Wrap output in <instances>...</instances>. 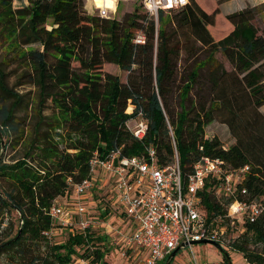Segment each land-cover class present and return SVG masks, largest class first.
Here are the masks:
<instances>
[{
  "label": "trees",
  "instance_id": "1",
  "mask_svg": "<svg viewBox=\"0 0 264 264\" xmlns=\"http://www.w3.org/2000/svg\"><path fill=\"white\" fill-rule=\"evenodd\" d=\"M84 5L83 0H0V44L6 52L0 59V134L5 138L13 132V145L23 148L11 162L0 157V209L14 211L18 219L14 231L0 238V254L8 255V264H21L12 253H23L24 242L49 240L52 234L43 232L50 228H66V238L48 244L47 253L32 257V263L72 264L83 257L104 264L109 244L102 227L70 231L53 222L47 209L89 176L93 152L102 158L118 149L132 156L153 145L159 161L167 163L172 153L167 125L182 176L200 155L218 157L231 168L248 166L239 185L246 193L238 197L264 195V111L258 109L264 104V36L252 23L264 0L225 14L215 0H187L171 19L179 37L165 29L170 20H162V11L155 24L147 12L133 11L118 20L89 13ZM216 15L226 26L214 37ZM137 35L141 42L134 40ZM180 51L185 53L183 68L189 66L177 78ZM104 63L125 71V79L104 71ZM8 65L19 69L14 85L26 83L36 90L26 100L36 105L32 124L15 115L23 97L7 86ZM127 103L132 105L129 113L124 111ZM138 112L146 122L140 140L126 126ZM212 121L227 126L234 138L228 147L216 136L204 135ZM103 189L95 185L84 204L87 209L92 204L91 218L107 221L112 209ZM213 191L215 182L206 181L199 192L206 223L217 222L214 218L222 216L230 200L220 192L224 199L217 202ZM251 239L264 246V212L245 222L243 233L230 243L248 264H264V250L247 249Z\"/></svg>",
  "mask_w": 264,
  "mask_h": 264
},
{
  "label": "built area",
  "instance_id": "2",
  "mask_svg": "<svg viewBox=\"0 0 264 264\" xmlns=\"http://www.w3.org/2000/svg\"><path fill=\"white\" fill-rule=\"evenodd\" d=\"M139 2L152 16L155 24L159 11L170 12L185 5L177 4L173 0V6L169 7V0H159L158 4L156 0H148L152 4L149 8L146 0ZM95 9L102 17H109L108 13L112 10L102 6ZM141 38V35H137L134 40L141 42ZM130 122L133 124L130 125ZM126 126L134 138L142 139L146 122L140 112L129 118ZM167 128L172 147L167 163L162 164L159 161L153 145H144L139 154L132 156L121 155L118 149L109 151L102 158L93 152L89 159V176L73 183L72 211L53 200L47 209L50 219L60 227H68L70 231L77 229L83 233L86 229L100 226L108 236L112 232L121 234L120 255L123 256V264H163L167 255L180 243L190 246V240L208 239L221 245L217 231L218 221L225 219L231 225L238 222L244 226L245 222L254 221L264 212V207L255 199L238 197L246 193L245 188L239 185L248 171L247 165L231 168L218 157L200 155L185 176H182L171 127L167 125ZM206 181L215 182L216 191L230 197L222 216L214 218L217 221L215 223H206L202 212L199 192ZM95 185L105 188L103 190L107 191L106 196L109 197L111 205L120 207L119 212L131 222L132 230L123 234L122 231L112 228L110 222L91 218L84 199ZM72 212L77 216L75 221L71 219ZM53 229L50 228L43 234L49 236ZM88 263L83 257H77L72 262ZM187 264L217 263L198 262L192 255Z\"/></svg>",
  "mask_w": 264,
  "mask_h": 264
},
{
  "label": "rangeland",
  "instance_id": "3",
  "mask_svg": "<svg viewBox=\"0 0 264 264\" xmlns=\"http://www.w3.org/2000/svg\"><path fill=\"white\" fill-rule=\"evenodd\" d=\"M210 1V0H209ZM218 6V9L222 13H229L232 11H235L237 9H240L244 6H249V3L258 1V0H215ZM84 2V9L85 11L89 13H94L96 12V3L94 0H83ZM207 2V1H205ZM96 5H94V4ZM13 5H19V2L13 1ZM98 7V6H97ZM135 11L136 13L142 15L146 11L143 9V7L139 4L138 0H117V3L115 5V11L111 10L108 14L109 16L114 17L115 19L120 20L125 14L131 13ZM177 11H170V12H163L162 13V20L166 22V20H170L165 25V29L167 31H170L171 33H174L175 36L179 37V29L175 27L173 22L171 21L173 15ZM149 15V14H148ZM158 22H156L157 24ZM253 25L257 28V30L264 36V7L260 9L257 13L254 14V17L252 19ZM226 24L223 22L222 16L221 15H216L215 16V25L211 27L212 35L214 37L217 36L216 31L217 30H223L225 28ZM177 31V32H176ZM176 32V33H175ZM136 38V36H135ZM29 47H38L36 44H30L28 45ZM5 47L1 46L0 44V59H2L5 55ZM215 56L223 63V65L226 68H230V64L222 56L220 53H216ZM185 57V53L183 51H180L179 53V61L177 65V78L181 75L184 74L182 71H187L188 65L186 68H183V63L182 59ZM102 69L106 72L113 73L117 75L120 79V81H123L125 79L126 72L123 70H120L116 65L112 63H104L102 65ZM4 72L6 75V81H7V86L11 87L13 90L18 91L19 93L22 94V101L20 102L19 106L15 109V115L17 117L22 118L23 124H32V108L36 107L33 102L27 103L26 100H29L31 95H36V90L24 83L22 85H14V80H15V75L19 72V69H15L13 65H8L4 67ZM178 81V79H177ZM174 100H177V91L174 90ZM191 97V92L188 93V99ZM132 105L130 103H127L125 107V112L129 113L131 110ZM178 107L175 106V109ZM261 112L264 111V104L261 105L258 108ZM42 112L46 113L48 112L47 110H43ZM249 113V111H247ZM246 117L249 116L245 115ZM258 122H261L258 119ZM130 125L133 123L130 122ZM204 135L206 137H211V136H216L223 147H228L230 144L233 143L234 138L231 136L229 133V130L227 126L223 123L220 122H215L212 121L208 125L205 126L204 128ZM15 138V135L13 132H10L8 137H2L3 139V150L1 157L5 162H11L15 158H18L21 156L23 148L21 143H16L13 145V140ZM245 138V136H243ZM8 142V143H7ZM6 143V145H5ZM259 169L262 170V166L258 165ZM264 171V170H263ZM109 178V176H108ZM213 196L214 199L218 202H222L224 197L221 195L220 191H213ZM257 202L264 207V195L257 196L255 199ZM56 202H59L62 204L64 207L68 208V211H72L70 208L73 203V193H69L68 197H57L55 199ZM86 206V205H85ZM88 210L91 212L93 209L92 204H88ZM112 211L109 212V215L107 218V222L110 221V226L114 228L115 230L122 231L121 233L126 234L128 230L131 229L132 224L128 219H125V217L120 214L119 209L120 207H116L115 205H110ZM67 211V212H68ZM77 216L72 212L71 219L75 221ZM17 216L14 211L7 210L5 208L0 209V238H2L3 233L6 231H14V228L17 226ZM54 222V221H53ZM244 226L241 224H238V222H235L233 225L229 224L225 219L222 221L217 222V231H218V238L219 241L221 242V247L222 249L226 252L228 255L230 264H247V261L241 256V254L237 251H234L230 248V243L239 238L240 235L243 233ZM68 230L66 228L60 229H53L52 235L47 239V241L41 240L39 242H33V241H26V248L23 250V253L21 254H15V259L14 261L17 263L21 264H34L31 262L32 257H38L42 256L47 253V245L52 244V243H58L63 241L66 238ZM110 236H107V243L109 244V249L106 251L103 257L104 264H123V256H121V245H122V235L121 234H116L114 232L109 234ZM250 234H247L246 237L248 238ZM101 245V244H100ZM192 249V253L190 252V249ZM247 249L251 251H263L264 246L256 240H248L247 243ZM192 255L198 262L202 261H208V262H214L217 264H223L222 261V254L212 245L208 243H193L183 247L178 248L174 255L171 257L170 261L168 264H187L191 261ZM13 261V262H14ZM164 261V260H163ZM9 263V257L7 254L1 253L0 254V264H8ZM163 263V262H162ZM89 264V263H88Z\"/></svg>",
  "mask_w": 264,
  "mask_h": 264
},
{
  "label": "water",
  "instance_id": "4",
  "mask_svg": "<svg viewBox=\"0 0 264 264\" xmlns=\"http://www.w3.org/2000/svg\"><path fill=\"white\" fill-rule=\"evenodd\" d=\"M3 144H4V143H3V139H2V136H1V134H0V157H1V154H2V150H3ZM0 195H1V194H0ZM5 202L8 203L7 200H5ZM188 243H189V244H193V243H208V244L214 246V247H215V248H216V249L222 254V256H223V258H224L226 264H230V261H229L228 255H227L226 252L222 249V247H221L219 244H217L215 241L208 240V239H199V240H190ZM184 245H186V244H185V243H180V244H178L177 247H176L175 249H173V250L167 255V257H166V258L164 259V261H163V264H168V262L170 261L171 257L174 255L175 251H176L178 248H180V247H182V246H184Z\"/></svg>",
  "mask_w": 264,
  "mask_h": 264
},
{
  "label": "clouds",
  "instance_id": "5",
  "mask_svg": "<svg viewBox=\"0 0 264 264\" xmlns=\"http://www.w3.org/2000/svg\"><path fill=\"white\" fill-rule=\"evenodd\" d=\"M94 2L96 3V5L98 7H107V8H110L112 9L113 11H115V5L117 3V0H94ZM156 3L158 4L159 3V0H156ZM175 3L177 4H186L187 3V0H175ZM146 4L149 8L152 7V4L148 2V0H146ZM169 7L173 6V0H169V4H168Z\"/></svg>",
  "mask_w": 264,
  "mask_h": 264
},
{
  "label": "crops",
  "instance_id": "6",
  "mask_svg": "<svg viewBox=\"0 0 264 264\" xmlns=\"http://www.w3.org/2000/svg\"><path fill=\"white\" fill-rule=\"evenodd\" d=\"M261 1H263V0H258V1L252 2V3H249V4H250L249 6H251V5H255V4H258V3H260ZM132 229H133V226L131 227L130 230H132ZM130 230H129V231H130Z\"/></svg>",
  "mask_w": 264,
  "mask_h": 264
},
{
  "label": "bare ground",
  "instance_id": "7",
  "mask_svg": "<svg viewBox=\"0 0 264 264\" xmlns=\"http://www.w3.org/2000/svg\"><path fill=\"white\" fill-rule=\"evenodd\" d=\"M94 4V3H93ZM95 5V4H94ZM96 6V5H95ZM97 7V6H96Z\"/></svg>",
  "mask_w": 264,
  "mask_h": 264
}]
</instances>
